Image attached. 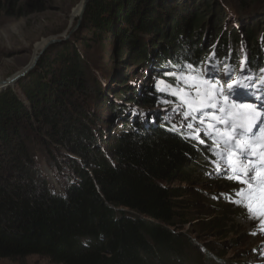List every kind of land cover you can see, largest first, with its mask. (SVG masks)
<instances>
[{"label":"trees","instance_id":"1","mask_svg":"<svg viewBox=\"0 0 264 264\" xmlns=\"http://www.w3.org/2000/svg\"><path fill=\"white\" fill-rule=\"evenodd\" d=\"M250 1L239 0L240 8L246 9ZM226 2L197 0L189 5L184 0L163 9L156 0L89 1L85 21L90 35L82 43L97 41L102 46L107 40L114 47V61L133 68L151 61L155 81L167 87L138 92L126 85L118 93L110 92L114 100L136 103L133 111L122 102L115 105L124 120L110 143L111 158L95 142L99 123L106 121L101 116L98 121L93 108L95 102L114 108L113 99L101 94L99 82L90 83L92 67L72 46L60 47L45 72L42 60V71L20 87L31 109L11 91L0 94V258L40 255L58 264H178L187 258L190 242L171 227L193 202L185 198L188 189L175 183L191 181L199 171L210 173L211 152L178 127L174 129L169 118L157 116L158 124L152 123L155 113H164L159 108L171 105L165 101L175 99L168 84H177L181 66L192 64L205 90V69L210 66L218 73V62L226 57L238 61L244 44L248 63L259 71L264 68V35L258 38L256 32L259 24L247 27L238 18L240 12ZM229 10L237 27L225 24L222 30ZM202 11L215 15L208 22L212 31L204 35L196 33L207 21ZM122 80L119 76L116 82ZM209 86L218 91V82ZM139 105L152 108L147 120L137 110ZM29 133L51 161L55 152L49 151L45 133L81 158L86 167L76 166V182L69 181L62 190L57 178H51L55 175L44 172L53 184L51 190L38 177L32 164L36 154L28 151ZM59 162L60 170L73 163L68 159L64 164V158ZM220 181L228 190L234 186ZM208 223L216 228L222 220Z\"/></svg>","mask_w":264,"mask_h":264},{"label":"rangeland","instance_id":"2","mask_svg":"<svg viewBox=\"0 0 264 264\" xmlns=\"http://www.w3.org/2000/svg\"><path fill=\"white\" fill-rule=\"evenodd\" d=\"M89 1L0 0V94L11 91L15 93L18 100L27 110L31 109L29 101L19 90L20 87H23L28 81L32 80L36 73H40L42 66L45 65L43 71L46 70L47 64L53 63L55 53L64 44L72 46L81 54L88 66L92 67V70L88 73V77H90L88 79L94 85L96 82H99L98 84L102 88L101 94H107V98H116L110 92L118 93L119 89L127 88V86L129 88L132 86L131 89L138 90V92H143L150 87H154L155 89L164 87L161 83L159 84L155 81V70L151 61L146 62L144 67L138 64L136 68H133V65L127 66L126 64H119L114 61V47L106 42L107 40L104 41L105 43L102 46L97 41L89 42L88 46L82 43V39L86 36L89 38L90 35L85 21L86 8ZM156 1L158 3L160 1V7L165 9L171 7L173 4L181 5L184 0ZM226 1V3H229L240 12L241 17L238 18L247 27L259 24L256 27L258 38L264 35V2H253L252 0L246 9H241L239 0ZM193 2H197V0H189L188 4L191 5ZM231 11L229 10L224 15V24H221L222 30L226 29L225 24L231 25L230 28L237 27L235 15L233 16ZM204 12L202 11V13ZM205 13V20L207 21L202 25L199 32L196 31L200 35H204L208 30L209 32L212 31L210 29L212 25L208 22L215 15L211 12ZM203 42L206 41L204 40ZM242 46L245 45L243 44ZM206 47L209 48L210 45L207 43ZM243 52H246V50L243 51L240 44L239 53L242 57ZM42 60L46 64L43 65L41 63ZM242 65L239 66L238 72L243 71L247 74V67L245 69ZM226 69L227 67L219 69L222 70L219 75L221 79L227 80V78H231L226 82L225 91L237 79L232 73L225 75ZM119 76H123L124 80L117 83L116 79ZM13 78L14 80L11 81ZM181 85L186 87L189 83L185 84L181 81ZM199 85L201 87L200 83ZM205 91L209 92L208 87H205ZM260 95H264V92L257 93V97ZM120 102L127 105L129 107L128 110L130 109L131 111H133L132 108L136 104L135 102L126 103L113 99L114 108H111L112 110L106 108V106L101 107L96 102L95 108H93L97 120L100 121L99 118L102 117L106 121V124H103V122L99 123L100 136H94L95 142L99 147L104 149V155L109 158L114 156L111 148H109L111 146L110 143L114 142L119 131L118 126H120V122L123 119L118 117V111L115 108V105ZM136 102H139V100L136 99ZM136 108L142 113V116L152 109L151 107L142 105ZM180 108L183 111L173 112L169 110ZM159 109L161 112H164L159 115H168L167 119L170 118L178 129L186 125L187 120H185L183 115V112H186L184 105L174 103L163 107L162 110L161 108ZM131 115L135 116L136 114L131 112ZM46 129L48 128L46 127ZM104 135L107 136L108 140H106ZM111 135H113L112 138L110 137ZM29 136L31 138L27 141L28 151L31 155L36 154L32 159L33 169L37 172L36 174L39 178L47 182L51 190H53L51 186L53 184H49L45 173L49 175L54 174L55 176L51 178H57L62 185V190L68 185L69 181H77V178L73 177L77 174L75 172L76 166L86 167L78 155L71 152L66 146L56 143L48 133H45L42 136L44 141L51 146L49 151L52 154L55 152V157L51 161L45 152L41 153V150H39L41 148L40 142L31 134ZM57 149L58 153H56ZM59 158H64V164L67 163L66 160L68 161V159L73 163L69 164L70 166L66 164L60 170L56 165V163H60ZM241 163L244 165L248 164L243 160ZM46 164L52 169V172L48 170L49 168ZM205 169H207V166ZM209 171L210 173H206L205 175H201L202 171L196 172V174L191 176V181L176 180V185L188 189L189 193L185 198L190 200L191 203L193 202V205L186 209L183 219L171 227L175 233L181 234L191 244V247L185 251L187 258L178 264H264V221L262 223L258 221L249 223V219H253L259 215L249 210L247 205L238 197L237 193H234L233 186L229 190L226 189L227 187L220 186L219 184H222L220 180H225L218 178V174L214 170L211 171L209 169ZM66 173L68 176H66ZM212 220L215 222L222 220V223L218 224V227L216 226L215 228L213 224L208 223ZM209 225L212 227H209ZM0 264L58 263L52 262L45 256L28 255L25 257L0 258Z\"/></svg>","mask_w":264,"mask_h":264},{"label":"snow or ice","instance_id":"3","mask_svg":"<svg viewBox=\"0 0 264 264\" xmlns=\"http://www.w3.org/2000/svg\"><path fill=\"white\" fill-rule=\"evenodd\" d=\"M185 67L187 68V72H185ZM261 71H264L262 69ZM168 75H172L171 73H166ZM211 69V67H207L204 71L205 77H211L215 75ZM199 73L196 72L194 66L192 64H188L186 66H181V70L179 74H176V80L179 83L183 81L185 84L188 83V80H196L199 78ZM189 87H196V85H188ZM168 87L172 88V85H168ZM236 88L243 89L245 95L244 97L239 96V94L234 95V91ZM252 85L249 83L247 85L241 82H235L233 85H229L227 89V96H224L223 91H215L213 90L211 93H206L204 100L202 102H195L190 99L191 93H186L183 88L174 90L172 95H179V93L184 92L183 96H180L181 104L187 105L189 111L183 112L185 120L189 118L192 113H201L204 109H210V112H206L203 115L193 116V119H198L200 123H204L208 116L210 115L213 120H215L218 124H224L226 129H229L227 133L220 132L217 128L216 124L209 123L208 128L209 132H206L205 135H210L211 131H216L217 135L220 136L221 139L224 138V135L227 134L228 139L225 143L235 142V146L237 151L234 155L240 157L239 160H232L229 158L228 169H230L235 178L244 184L248 185L249 192L251 193L253 190V185L262 180L264 177V153H261L260 159L256 160L257 153L254 149L259 148V141H264V130H262V126H264V95L257 97L261 101L258 105L252 104H243L237 107L233 105L231 109H229L226 101L228 96H233L234 99H251ZM257 91L264 92V85H262ZM196 95H200L199 88H196ZM224 97L225 103L221 105L220 97ZM188 97V98H186ZM165 103H169L165 101ZM194 104L196 105L194 107ZM170 111L177 112L183 111L180 109H169ZM219 113V115H217ZM247 121V123H245ZM176 125H173L175 129ZM187 127L192 128V124H188ZM239 137V139H237ZM203 142V141H201ZM243 159H248V164L244 165L241 163ZM225 169V170H228ZM244 190L241 189L238 195L243 196ZM249 210L255 211L252 208L251 204H249Z\"/></svg>","mask_w":264,"mask_h":264},{"label":"bare ground","instance_id":"4","mask_svg":"<svg viewBox=\"0 0 264 264\" xmlns=\"http://www.w3.org/2000/svg\"><path fill=\"white\" fill-rule=\"evenodd\" d=\"M261 96V95H260ZM259 97V96H258ZM204 100V99H203ZM202 100V101H203ZM201 101V102H202ZM247 160L248 159H243V161L245 162V163H247ZM263 220H264V215H262V216H257V217H254L253 219H249V223H253V222H255V221H258L259 223H262L263 222Z\"/></svg>","mask_w":264,"mask_h":264},{"label":"water","instance_id":"5","mask_svg":"<svg viewBox=\"0 0 264 264\" xmlns=\"http://www.w3.org/2000/svg\"><path fill=\"white\" fill-rule=\"evenodd\" d=\"M14 80V78L13 79H11V81H13Z\"/></svg>","mask_w":264,"mask_h":264}]
</instances>
